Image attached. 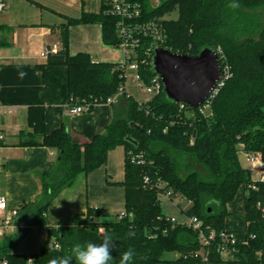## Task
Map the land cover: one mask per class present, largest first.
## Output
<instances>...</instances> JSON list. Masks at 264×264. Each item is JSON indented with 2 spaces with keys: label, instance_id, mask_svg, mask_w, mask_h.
Returning <instances> with one entry per match:
<instances>
[{
  "label": "trees",
  "instance_id": "1",
  "mask_svg": "<svg viewBox=\"0 0 264 264\" xmlns=\"http://www.w3.org/2000/svg\"><path fill=\"white\" fill-rule=\"evenodd\" d=\"M126 1L141 9L136 22H157L163 30L164 39L158 42L140 33L137 60L145 83L157 74L146 53L156 46L191 55L204 48L221 50V65L229 68L230 76L210 100V112L205 113L200 110L204 104L182 107L168 99L164 88L147 102L124 95L128 102L125 114L85 143L75 140L65 126L48 133L45 108L31 106V131L21 134V144L56 149L59 159L55 170L41 178V199L22 208L33 212L29 223L4 236L0 261L48 264L56 257H70L76 244L102 243V228L113 240L110 264H120L128 249L135 253L130 264H202L198 231L171 221L163 212L160 196L190 202L185 215L203 220L207 233L215 230L220 234L227 230L228 205L243 189L245 227L235 232L248 242L238 244L234 258L224 259L215 240L210 258L213 264H264V180L253 179L252 171L239 158L240 152L259 153L264 161V0H158L157 5L151 0ZM111 2L102 0L98 14L68 18L60 30L62 49L40 65L67 67L72 105L105 103L125 82L120 63L69 53L68 29L74 24L99 23L104 42L119 46L120 18L112 12ZM232 4L239 6L230 7ZM175 11L177 19L166 18ZM118 146L126 151L124 214L113 216L89 207L86 216H78L72 225L50 226L39 253L16 254L30 227L48 226L49 203L81 174L105 165L109 152ZM49 243L53 247L48 249ZM71 264H75L74 258Z\"/></svg>",
  "mask_w": 264,
  "mask_h": 264
},
{
  "label": "crops",
  "instance_id": "2",
  "mask_svg": "<svg viewBox=\"0 0 264 264\" xmlns=\"http://www.w3.org/2000/svg\"><path fill=\"white\" fill-rule=\"evenodd\" d=\"M101 8L102 0H7V7L0 16V129L5 134L0 143V189L9 207L19 209L15 228L7 234H14L29 223L33 212L22 208L41 199V178L55 170L59 159L56 149L21 144V134L31 131L29 108H45L48 133L65 126L80 143L92 141L127 110V97L123 95L114 103L97 104L90 111L67 115L70 105L67 67H40L48 60L41 56L46 47H56V51L62 49L60 30L68 18H79L84 13L98 14ZM68 33L71 55L86 53L97 62L123 60L119 48L104 42L103 27L99 23L70 25ZM126 89L136 99L137 87L128 84ZM125 160V148L118 146L109 152L105 165L81 174L73 186L64 188L48 205L45 214L48 226L30 227L27 237L14 252L39 253L50 226L72 225L78 216H86L89 207L107 210L113 216L121 214L125 210L122 185ZM261 163L264 167L263 159ZM252 168L251 164L249 169ZM252 175L253 179H259L257 172ZM244 206L245 193L241 189L228 205V230H244ZM240 217L243 227L236 224Z\"/></svg>",
  "mask_w": 264,
  "mask_h": 264
},
{
  "label": "built area",
  "instance_id": "3",
  "mask_svg": "<svg viewBox=\"0 0 264 264\" xmlns=\"http://www.w3.org/2000/svg\"><path fill=\"white\" fill-rule=\"evenodd\" d=\"M112 12L114 15H117L120 20L118 22V34L121 39V42L117 48L123 52V60L120 63V69L123 72L125 82L121 84L118 89V92L107 99L105 104H111L117 101L120 96H132L127 91L126 87L128 84L135 85L143 94L146 95L145 100H138L140 102H147L153 96L161 91L164 88L161 77L156 74L150 80L149 84L145 83L142 79L140 73L139 63H138V54L137 47L140 46L142 41L140 33L144 36H151L154 40L163 41L164 35L163 30L159 27L157 22H147L145 24H140L136 22V18L141 16V9L136 4L127 2L126 0H112ZM7 7V0H0V16L5 11ZM158 46L151 48L149 47L146 51L148 56L151 58V63L153 64V58L155 55V49ZM56 47H46L41 56L43 58H48L52 53L57 52ZM219 58L221 50H216ZM230 76L229 68L227 66L222 67L221 65V78L218 83V86L212 92L207 104L204 103V107H200V110L205 113L208 110L209 102L214 97L215 94L219 91L220 87L224 84V81ZM101 103H96L94 106ZM187 105L182 103V107ZM93 105L89 103L81 104H70L67 109V115H76L90 111ZM189 106V105H188ZM5 139V134L0 129V143ZM245 153L246 159L252 164L253 173L257 172L259 174V179L264 180V167H262V157L259 153ZM139 159L142 158L141 155L138 156ZM259 163V164H258ZM2 169L0 163V171ZM149 179L146 178V182ZM255 188V186H253ZM124 213L122 212L121 215ZM19 216L18 208H10L6 196L1 192L0 189V248L4 236L12 232L15 228V220ZM189 220L186 223L187 226L197 230L199 233V240L202 244V250L200 251V256L202 258V264H213L210 258V250L213 246L215 240H217V251L224 259L234 258L237 251L238 244H247L248 239L245 236H240L237 232L233 230H224L217 234L215 230H210L207 233L204 228V222L197 216L188 217ZM171 221L176 222L177 220L171 217ZM102 228H100L101 231ZM31 262V261H30ZM0 264H8L6 260L0 261Z\"/></svg>",
  "mask_w": 264,
  "mask_h": 264
},
{
  "label": "water",
  "instance_id": "4",
  "mask_svg": "<svg viewBox=\"0 0 264 264\" xmlns=\"http://www.w3.org/2000/svg\"><path fill=\"white\" fill-rule=\"evenodd\" d=\"M153 68L162 79L167 98L192 108L208 100L221 78V61L213 48L191 55L158 47Z\"/></svg>",
  "mask_w": 264,
  "mask_h": 264
},
{
  "label": "clouds",
  "instance_id": "5",
  "mask_svg": "<svg viewBox=\"0 0 264 264\" xmlns=\"http://www.w3.org/2000/svg\"><path fill=\"white\" fill-rule=\"evenodd\" d=\"M230 7H238L237 4L229 5ZM101 235L103 237V241L100 244L95 243H87L82 246L80 244L74 245L72 248V256L70 257H56L49 260L48 264H71L73 258L75 260V264H110L113 260L111 255L112 250V242L110 236L104 234L103 229H101ZM48 249L52 248V244L49 243L47 245ZM134 250L128 249L122 254L120 264H130L134 257Z\"/></svg>",
  "mask_w": 264,
  "mask_h": 264
},
{
  "label": "rangeland",
  "instance_id": "6",
  "mask_svg": "<svg viewBox=\"0 0 264 264\" xmlns=\"http://www.w3.org/2000/svg\"><path fill=\"white\" fill-rule=\"evenodd\" d=\"M153 5H157L159 2L158 0H151ZM167 19H177L178 18V11L173 12L171 15L166 16ZM134 97L136 99H145L146 95L143 94L138 88L137 92L134 93ZM205 112H210L208 109ZM239 158L241 161V164L244 168H250L251 163L246 159L245 153L240 152ZM241 195V194H240ZM161 206L163 209V212L169 216L173 217L177 220L178 223H186L188 222L189 218L185 215L184 211L187 210L191 203L184 200L182 201L180 197H175L174 199H171L168 194H162L160 196ZM236 224H239L240 227H243V221L242 217H240L238 220H236ZM167 257H170V254L167 255Z\"/></svg>",
  "mask_w": 264,
  "mask_h": 264
}]
</instances>
